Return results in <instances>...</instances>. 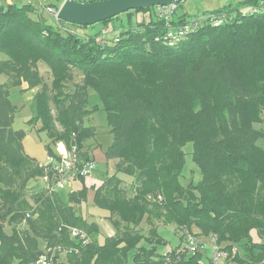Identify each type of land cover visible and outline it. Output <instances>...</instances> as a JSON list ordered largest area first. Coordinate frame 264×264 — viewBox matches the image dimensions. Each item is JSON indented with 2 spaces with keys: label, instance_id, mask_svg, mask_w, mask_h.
<instances>
[{
  "label": "trees",
  "instance_id": "1",
  "mask_svg": "<svg viewBox=\"0 0 264 264\" xmlns=\"http://www.w3.org/2000/svg\"><path fill=\"white\" fill-rule=\"evenodd\" d=\"M180 1L169 21L159 5L130 9L94 33L49 21L43 3L2 5L0 75L8 82H0V264H36L43 254L56 264H206L200 248L158 253V224L180 230L182 242L186 231L214 235L229 252L224 264H264V9L246 0L248 12L229 4L174 19ZM134 11H147V21L107 35L110 22ZM39 63L49 69V85ZM75 71L81 81L71 84ZM24 82L38 88L29 124L47 135V153L63 141L92 158L95 129L85 119L98 105L89 104L88 88L99 97L113 136L105 158L117 161L115 174L94 189V204L114 229L103 241L91 236L98 224L74 209L87 188L67 202L47 193L39 182L44 167L11 126L7 84ZM189 142L198 183L181 180ZM117 173L133 177L132 195Z\"/></svg>",
  "mask_w": 264,
  "mask_h": 264
},
{
  "label": "rangeland",
  "instance_id": "2",
  "mask_svg": "<svg viewBox=\"0 0 264 264\" xmlns=\"http://www.w3.org/2000/svg\"><path fill=\"white\" fill-rule=\"evenodd\" d=\"M41 2L45 5H56L59 3V0H41ZM229 4L240 5L241 10L244 12L252 10V5H250V3L246 0H181L172 16L174 19H177L179 15H184V20H191L195 16L200 17L203 12H215L216 10ZM45 16L49 21H52L48 14ZM148 17L147 11H134L130 17L124 14L121 18V22L116 21L110 22L108 24L107 35L110 37H115L119 34L123 27H126L130 24L136 25L137 23L144 20L147 21ZM102 26L103 25L101 22H97L94 24V26L88 25L87 28L81 27L78 28V30L82 32L84 31L94 33L98 30H101ZM0 56L4 55L0 54ZM39 69L44 82L49 85L51 81V74L47 65L44 63H39ZM81 77V74L75 71L73 82L71 84L79 83L81 81ZM6 80V76L0 75V82H5ZM7 89L9 99L15 107L11 123L12 128L14 130H21L23 132L22 142L24 149L27 152H29L32 156H36V158L41 162L46 161L47 150L45 144L49 139L44 132H37L36 129L29 124V119L32 116L29 103L33 93L38 88L34 87L27 89V83L24 82L21 85L9 83L7 84ZM88 96L89 104L91 106L98 105V108L91 112V114L85 119L86 124L93 125L95 129V137L91 141L89 154L90 156H93V151L97 150L98 155L96 158L94 157L97 162V168L92 176L85 177L83 179H76L71 183H66L64 188L59 189L57 193L61 197V200L67 202L69 195L73 191H76L83 186L87 188L88 191L86 199L78 204H74V209L78 214H81L83 217H85L87 221H94L98 224L99 232L94 233L91 236H96L99 241H103L106 235L114 233V229L111 221L106 217L107 213H105V210L97 207L94 204V189L98 187L106 178L115 174L117 161L115 159L105 158L104 154L113 139L107 114L100 107L99 97L96 91L91 87L88 88ZM192 150L193 147L191 142L186 143L183 146L185 156L181 180H183V182L192 181L193 183H198L201 179V172L195 161H193ZM116 175L122 179L121 187L125 189L126 194L132 195L134 193V189L131 188V183L134 181L133 177L126 176L122 173H117ZM29 186L34 189L36 184L31 182ZM158 227V232L162 238V242L156 244L157 252L164 254L167 251L170 252L172 250H176L177 252L180 251V245L181 247L184 245V241H180L178 236L181 234L180 230L175 229L173 225L165 226L163 224H158ZM6 229H8V227ZM192 231L197 233V229L195 227H192ZM198 237L204 242V245L201 246V250L203 252L202 259L207 264L209 263L208 258L211 256L210 240H208V238L203 235H198ZM60 260V263H64L65 256H61Z\"/></svg>",
  "mask_w": 264,
  "mask_h": 264
},
{
  "label": "built area",
  "instance_id": "3",
  "mask_svg": "<svg viewBox=\"0 0 264 264\" xmlns=\"http://www.w3.org/2000/svg\"><path fill=\"white\" fill-rule=\"evenodd\" d=\"M11 0H0V8L6 2ZM30 3L40 4L41 0H25ZM66 0H59L56 5H46L44 6L45 12L51 17V19L58 20L59 10ZM74 1H94V0H74ZM256 4L259 8L264 9V0H256ZM175 3L170 5L159 6V13L164 16L165 21L171 19V13L175 9ZM173 27V26H170ZM184 31V29L182 30ZM180 31V34L183 32ZM168 35H172L171 30H169ZM40 164L44 167V173L39 177V182L43 184L46 188L47 193L54 194L59 191V189L64 188L66 183H71L76 179H81L85 177L92 176L97 168V162L94 158L83 157L81 150L76 144H71L67 146L65 142L58 141L51 153H47L46 161ZM72 236L79 235L76 229L71 231ZM210 240L211 256L209 259L210 264H224L225 260L229 257V252L227 250L221 249L216 242L215 236H208ZM182 246L187 253L194 254L196 250L204 245L197 236L191 234L190 232H185V241ZM235 247H232L231 251L234 253ZM36 264H56L54 259L47 254H43L37 260Z\"/></svg>",
  "mask_w": 264,
  "mask_h": 264
},
{
  "label": "water",
  "instance_id": "4",
  "mask_svg": "<svg viewBox=\"0 0 264 264\" xmlns=\"http://www.w3.org/2000/svg\"><path fill=\"white\" fill-rule=\"evenodd\" d=\"M179 0H66L61 6L58 16L68 23L77 25H93L130 9H141L150 6H164Z\"/></svg>",
  "mask_w": 264,
  "mask_h": 264
},
{
  "label": "crops",
  "instance_id": "5",
  "mask_svg": "<svg viewBox=\"0 0 264 264\" xmlns=\"http://www.w3.org/2000/svg\"><path fill=\"white\" fill-rule=\"evenodd\" d=\"M22 145H23V142H22ZM23 148H24V146H23ZM24 151H25L28 155L32 156V155H31L29 152H27L25 149H24ZM89 152H90V150H89ZM97 155H98L97 150H94V151H93V156L91 155V157H92V158H94V157L96 158ZM32 157H35V158H36V156H32ZM95 158H94V159H95ZM36 159H37V158H36ZM37 160H38V159H37ZM57 194H58V193H57Z\"/></svg>",
  "mask_w": 264,
  "mask_h": 264
},
{
  "label": "bare ground",
  "instance_id": "6",
  "mask_svg": "<svg viewBox=\"0 0 264 264\" xmlns=\"http://www.w3.org/2000/svg\"><path fill=\"white\" fill-rule=\"evenodd\" d=\"M53 5V4H52Z\"/></svg>",
  "mask_w": 264,
  "mask_h": 264
}]
</instances>
